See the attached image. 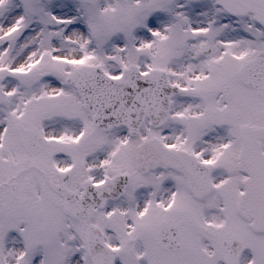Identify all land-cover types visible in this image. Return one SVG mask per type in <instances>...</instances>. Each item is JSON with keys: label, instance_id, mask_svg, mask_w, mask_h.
<instances>
[{"label": "snow or ice", "instance_id": "obj_1", "mask_svg": "<svg viewBox=\"0 0 264 264\" xmlns=\"http://www.w3.org/2000/svg\"><path fill=\"white\" fill-rule=\"evenodd\" d=\"M0 264H264V0H0Z\"/></svg>", "mask_w": 264, "mask_h": 264}]
</instances>
